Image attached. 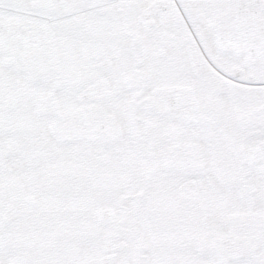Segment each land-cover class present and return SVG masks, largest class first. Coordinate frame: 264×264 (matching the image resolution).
Segmentation results:
<instances>
[{
  "label": "snow or ice",
  "instance_id": "obj_1",
  "mask_svg": "<svg viewBox=\"0 0 264 264\" xmlns=\"http://www.w3.org/2000/svg\"><path fill=\"white\" fill-rule=\"evenodd\" d=\"M0 264H264V0H0Z\"/></svg>",
  "mask_w": 264,
  "mask_h": 264
}]
</instances>
